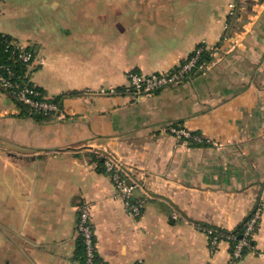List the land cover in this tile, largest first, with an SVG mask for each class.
<instances>
[{
  "label": "crops",
  "instance_id": "obj_1",
  "mask_svg": "<svg viewBox=\"0 0 264 264\" xmlns=\"http://www.w3.org/2000/svg\"><path fill=\"white\" fill-rule=\"evenodd\" d=\"M0 35L34 53L32 82L63 116H25L0 88V264H83L82 202L102 264H264V0H5ZM202 44L220 51L184 84L129 88L130 72L172 70ZM105 152L139 181L140 216ZM257 209L254 251L210 250L199 225L235 230Z\"/></svg>",
  "mask_w": 264,
  "mask_h": 264
},
{
  "label": "built area",
  "instance_id": "obj_2",
  "mask_svg": "<svg viewBox=\"0 0 264 264\" xmlns=\"http://www.w3.org/2000/svg\"><path fill=\"white\" fill-rule=\"evenodd\" d=\"M3 1L5 0H0V5ZM229 8L230 16L236 15L237 4L232 3ZM227 39L228 37L226 36L224 40ZM205 48L213 60L220 51L216 46H206ZM205 48L199 46L185 62L166 72H155L151 74L135 71L130 72L128 75L129 88L136 96L140 97L156 94L162 90L184 84L194 73L203 72L211 65L212 62L203 60V53L206 51L204 50ZM4 49L6 52H11V55L15 56L18 62L27 65L28 68H34L38 63L34 53L28 50L25 45L14 39L7 40ZM30 73L31 72L28 71L27 75L24 77L22 73L17 72L13 67L3 63L0 59V88L9 96L27 105L32 113L43 112L46 116H50L51 118L58 120L63 119L59 104L49 100L43 91L36 85L31 84L32 79ZM100 91L102 94L116 92L115 90H110V92H108L105 89ZM169 131L179 139L197 142L201 141L200 136L192 133L181 125H171ZM98 154L102 160L105 171L112 179L118 195L123 200L129 212L135 216H140L145 200L133 201L135 191L141 188L139 181L131 175L130 169L115 158L113 154L106 152ZM78 210L77 231L83 248V264H102L97 250L96 230L92 221V205L89 202H82ZM260 211V209L256 210L253 218L246 225L245 231L239 242L235 245L232 254L235 260L242 258L245 247L254 249L250 243V239L254 237L257 222L260 219ZM198 228L209 237L211 251L217 250L221 242H229L230 239H233L232 236L218 234V231L212 228H206L202 225H199Z\"/></svg>",
  "mask_w": 264,
  "mask_h": 264
},
{
  "label": "trees",
  "instance_id": "obj_3",
  "mask_svg": "<svg viewBox=\"0 0 264 264\" xmlns=\"http://www.w3.org/2000/svg\"><path fill=\"white\" fill-rule=\"evenodd\" d=\"M236 15H237V11H236ZM235 15V16H236ZM233 18V17H232ZM230 23H232L230 21ZM229 30V29H228ZM225 36H228V34H225ZM7 40H12V38L10 36H7V35H0V59L3 63L7 64L8 66H11L14 68V70H16L17 72L19 73H22L25 77V75H27V72L30 71L32 72V70L35 69V67H27V65H24V64H21L20 62L17 61L16 57L11 55V52H6L4 47H5V42ZM200 47H206V45L202 44ZM30 50V49H29ZM204 50V53H203V60L204 61H210L212 62L213 61V58L209 55V52L207 51V49L205 48ZM31 51V50H30ZM194 53V51L188 56V58ZM187 58V59H188ZM187 59H185L183 62H185ZM202 60V61H203ZM182 62V63H183ZM134 72V71H133ZM200 72H196L194 73L192 77L196 76L197 74H199ZM190 78V79H191ZM28 79V78H26ZM189 79V80H190ZM31 83V82H30ZM32 85L34 84L33 82L31 83ZM35 85V84H34ZM40 89V88H39ZM41 90V89H40ZM43 91V90H41ZM44 92V91H43ZM13 98V97H12ZM16 100V99H14ZM18 102V104L21 106L22 108V111L24 113L25 116H29V117H33L39 121H46V120H50L51 117L50 116H46L43 112H31V110L29 109V107L21 102H19L18 100H16ZM54 102H59L58 99H53ZM178 125V124H177ZM200 143H196V142H192L191 145H198ZM255 213V212H254ZM254 213H252L248 219H246L244 221V223H242V225L238 228V229H235V230H231V231H228V230H224V229H221V228H217V227H211V226H205V225H202L203 227H206V228H212L214 230H217L218 231V234H225V235H229V236H232L233 239H230L229 240V245H230V249H231V253L233 254V251H234V247L235 245L239 242L241 236L243 235L244 231H245V228H246V225L248 224V222L253 218L254 216ZM258 223L259 221L257 222V226H256V230L258 228ZM255 230V231H256ZM250 243L252 245V247H254L255 249V242H254V239L251 238L250 239ZM82 246V244H81ZM83 249V248H82ZM254 249L252 248H247L245 247L244 250H243V255H246L248 252H251V251H254Z\"/></svg>",
  "mask_w": 264,
  "mask_h": 264
}]
</instances>
